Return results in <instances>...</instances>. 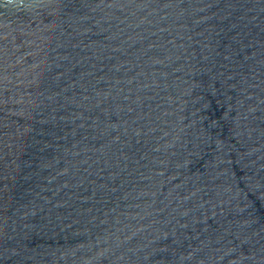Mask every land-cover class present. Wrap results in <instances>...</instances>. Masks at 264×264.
<instances>
[{
  "label": "water",
  "instance_id": "95a60500",
  "mask_svg": "<svg viewBox=\"0 0 264 264\" xmlns=\"http://www.w3.org/2000/svg\"><path fill=\"white\" fill-rule=\"evenodd\" d=\"M0 264H264V0H0Z\"/></svg>",
  "mask_w": 264,
  "mask_h": 264
}]
</instances>
